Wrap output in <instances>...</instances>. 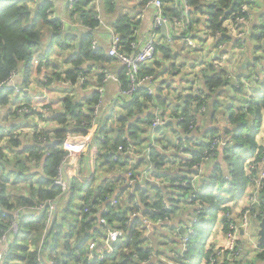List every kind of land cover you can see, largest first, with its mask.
Listing matches in <instances>:
<instances>
[{
	"label": "trees",
	"instance_id": "16d2710c",
	"mask_svg": "<svg viewBox=\"0 0 264 264\" xmlns=\"http://www.w3.org/2000/svg\"><path fill=\"white\" fill-rule=\"evenodd\" d=\"M149 1L145 0V2ZM161 1L168 3L166 0ZM245 2L246 0H187L190 8L188 25L182 34L193 35V38L197 37L193 33L201 20H197L196 17L206 15L207 20L202 25L203 33L206 36L218 38L216 39L217 47L233 41L232 37L228 35L225 24L234 20L241 13ZM164 4L163 16L166 19L181 17L185 11L182 1H178L172 7ZM90 5L91 0H80L72 15L78 14L81 21L93 29L98 20H96L95 10ZM52 8V0H0V90L2 89L0 91V111L7 110V107L11 108L14 102L15 106L26 104V106L32 107L26 103L24 91V97H21V94L17 96L13 91L7 90L11 87L7 84L15 74L19 76L21 71L24 72L22 77H24L25 83L29 81L34 62L43 57L41 53L44 46L53 47L58 44L61 50L70 48L69 40L61 38L62 23L59 20L51 19L48 14ZM171 26L173 25L171 24ZM261 37L264 38V34ZM129 43L125 41L124 45L128 48ZM234 43L241 44L238 41H234ZM84 44L81 47L82 52L86 50ZM47 51H49L48 48ZM81 63L82 60L74 61L77 72H71L68 75L69 79L76 80L78 67ZM202 74L203 88H200L199 92L187 96L183 109L176 111L173 116L177 123L176 129L178 127L181 132L178 145L176 143L172 147L174 151H177L179 144L183 141L187 143L194 141L191 138L194 129H190V115L195 120L200 108L209 105L210 99L227 86L233 84L232 87L237 94L244 89L240 78H238L239 86L235 82L231 83L233 79L229 77L225 69L217 70L212 65L208 72L205 69ZM151 75V71L145 68L141 69L140 76ZM82 76L84 74L81 70L79 78ZM122 83L123 90H125L128 87L125 72L122 76ZM17 84L21 90H24L21 81H17ZM258 84L251 95L242 98L237 113H234L231 119L234 128L232 131H226V135L232 136L233 141V144L230 145L232 147L224 148L227 172L219 168V173L210 178L211 187L208 191L205 192L199 188L197 200L204 205L209 204L219 208L230 201L224 199L225 196L232 198L236 196L232 194V191H238L236 174L241 173L240 177L243 178L244 173L241 168L244 161L252 156L259 147L256 137L260 132L264 113V82ZM139 93L150 98L146 90H139ZM99 99V94L96 93L93 104L96 105L100 101ZM65 106L66 113L55 117V121L62 126L61 129L55 130L52 137L44 132L40 133V136L46 137L45 143H37L32 139L33 144L25 149L23 158L20 154H16L22 142L21 139L8 140L5 137L7 133L4 131L11 130V127L0 125V240L4 235H9L12 238L8 255V248L4 250L2 264H155L151 257V253H154L148 247L147 240L143 235L144 219L168 220L172 212H175L179 201L189 205L184 198L193 192V187L191 184L182 186L181 181L187 180L194 174L193 166L203 161L202 152L209 148L207 141L215 135L210 134L211 138H203L204 141L197 149L193 150V146H189L191 149L188 152L192 154L190 158L179 156L176 152H169L165 146L166 143H161L162 147L160 148L149 146L147 153H139L141 157L136 159L135 165L131 166L130 158L119 154L118 148L123 146L126 149H137V152H140L148 142V138L140 137L138 134L140 129L138 123L141 122L139 117H136L133 124H129L137 115V111L141 110L137 100L132 101L124 108L125 114L117 120V125H113L111 130L108 129L109 124L107 125V120L104 117L99 119V127L93 136L92 145L96 147L97 155L94 160H90L92 173L90 185L82 191L83 195L77 196V190L81 188L83 181L79 176L71 177L69 179L70 189L67 194L70 195L68 201L63 204L64 208L57 214V209L61 207L58 205L53 219L48 223V210L38 219L32 217V210L60 195V189L55 186L54 179L66 156L64 148L66 137L70 134H88L94 108L92 107L86 115L76 116V110H72L73 102L67 100ZM215 106L218 107V104L216 103ZM34 115L41 116L39 113ZM72 117L77 121L74 129L69 126ZM154 119L155 117L153 119L148 117L147 125L149 127ZM170 126L174 127L173 124H167L154 130L163 132ZM174 128L171 129L172 132H174ZM118 129L121 130L120 133L113 138L111 134L116 133ZM124 134H128V139L124 138ZM101 136L104 139H101ZM233 149H236L237 152ZM116 157L119 161L116 160ZM170 164L174 166L168 168L167 166ZM35 166H41V169H35L37 168ZM121 168L123 173L119 175L118 170ZM127 172L131 174L135 183L130 188L132 192L125 196L118 192L117 183L122 182V186L125 185L123 181L128 180ZM101 173L108 176L117 173L120 180H116L115 183L108 179L101 182L95 189L90 188L95 186L97 177ZM139 173L143 174L142 182L139 179ZM145 175L149 179H146ZM228 175L231 179L225 182L224 178ZM152 178L159 180L161 185L152 182ZM165 183L169 186L164 185ZM16 185H19L21 191L17 194L14 193ZM226 185L228 187H225ZM217 190L222 192L221 196L214 195V191ZM262 193L264 194V190ZM66 196L62 197L61 203ZM80 197L81 203L77 205L75 199ZM122 199L124 200L122 201ZM114 201L117 204L112 206ZM165 203L171 205V211L164 210ZM86 209L89 211L85 212ZM154 210L159 213L155 214ZM226 210L227 208L223 209V211ZM254 212L258 213L257 220L256 218L251 220L261 222L264 219V204L255 207ZM205 214H207L206 209L198 223L195 224L193 235L187 233L182 236V238L188 237L189 243L187 252L183 253L182 249L179 250L180 253L178 252L177 261L180 264H197L201 259H207L212 252L211 248L205 251V243L210 234L209 232L207 238H204L202 233L205 221H209L205 218L206 216L204 217ZM133 215L136 217L132 218ZM100 219H106L109 228L122 230L124 237L113 245V254H108L102 261L89 262L90 245L104 236L105 226L100 224ZM14 225L17 226L16 232L12 230ZM223 226L224 232H226V221H223ZM102 246L103 243L97 245V248ZM258 257L264 259L263 255ZM242 259H244L243 256L236 264H241Z\"/></svg>",
	"mask_w": 264,
	"mask_h": 264
},
{
	"label": "crops",
	"instance_id": "0c3cea01",
	"mask_svg": "<svg viewBox=\"0 0 264 264\" xmlns=\"http://www.w3.org/2000/svg\"><path fill=\"white\" fill-rule=\"evenodd\" d=\"M52 1L51 14L62 23L63 33L61 38L69 40L71 43L69 45L70 48L61 50L58 44L53 47L44 46L42 48L43 54L41 53L43 57L34 62L29 81L25 83V79L22 77L23 71L19 72L20 75L22 74L21 76H17L23 85L26 103L29 106L47 107L49 111L44 115L45 121L41 119V116L16 115L13 114L15 109L14 102L11 108L7 107V110L2 108L5 111H0V125L2 126L7 125L12 129L37 128L42 133L44 132L51 136L55 130L62 127L55 121V117L66 113L65 102L67 100L74 103L76 116H79V114L86 115L95 106L93 99L96 93L99 94V90L103 88V105L99 112V119L104 117L107 120L109 130H111L113 125H117V120L125 114L124 108L132 101L137 100L141 109L137 111V115L129 124H133L136 117H139L141 122L138 123L140 127L138 134L140 137L148 138L147 145L140 152L133 148L134 150L130 153H119L123 157L130 158V163H132L135 159L141 157L140 154L147 153L149 146H158L160 148L162 147L161 143H166L167 150L175 152L172 147L176 143L178 145L181 132L178 127L176 129L177 123L173 116L176 111L183 109L187 96L199 92V89L203 88L201 82L203 70L206 69L208 72L212 65L217 70L225 69L229 77L233 79L231 83H234L235 79L240 78L243 81L244 89L238 94L235 93L232 87L233 84L221 89L210 99L209 105L205 107L206 110L197 113L191 138L201 143L204 141L203 138H211L212 135L210 134H214V137L232 138V136L226 135V131H232L234 128L231 119L233 114L237 113L242 98L251 95L259 85L258 83L264 82L263 79L258 83L253 82V78L260 76L264 70V38L261 37L264 34V0H255L248 9V17L244 23V31L246 32L244 45L235 44L234 41H237V39L231 36L233 41L227 42L225 48L219 50L216 44V39L218 38L206 36L203 33L204 28L202 25L207 20L206 15L196 17L197 20H201V23L195 27V32L193 33L194 36H197L195 38H193V35L182 34L185 32V26H171L168 24L166 26L167 32L165 33L162 30V26H160L155 32L157 41L156 55L152 61L142 67L152 72L151 76H145L150 77L151 80L146 82L140 89V91L146 90L148 93L149 87L152 88L153 93L151 95L148 94L150 98H146L143 93L139 92L133 97H122V76L125 70L119 62L109 56V51L112 49L115 37L120 38L119 46L122 52L126 54H132L134 51L131 46L132 43H136L137 47L144 44L151 35L154 20L159 12L158 8L152 3L154 0L149 2H145V0H91L90 7L95 10L96 17L100 18L93 29L86 26L78 14L72 15L66 0ZM166 1L168 3L164 2L165 4H163H168V6L172 7L178 1L183 0ZM225 26L228 29V25L225 24ZM188 39L194 44L190 45L187 41ZM125 41L130 42L128 48L124 45ZM83 44L86 45L84 52L81 49ZM47 48L49 51H47ZM78 60H82V63L78 67L77 78L76 80L69 79L68 75L71 72H77L74 61ZM79 69L84 71L85 82H81L79 78ZM106 75H111L117 80H108L103 84ZM245 77H248V79H245ZM126 82L128 85L127 77ZM216 103L218 107L215 106ZM226 108L227 110H225ZM148 117H151V119L162 117L167 121V124H173L175 128L170 126L169 129L163 132H155L156 130L152 126L149 127L147 125ZM76 124V119L72 117L69 121L70 128L74 129ZM173 128L174 132L171 131ZM120 131L118 129L111 136L113 138L118 136ZM123 136L128 139V134ZM20 139L22 142L16 154H20L21 158H23L22 155H25V149L32 146L33 141L31 136L22 135L19 137ZM101 139H104V137L101 136ZM194 141L188 142V144L192 146ZM256 143L259 147L252 156L244 161V165L241 168L244 173L243 178L240 177L241 173L236 174L238 191H232V194L236 196L234 198L225 196L224 199L230 201L219 208L205 204L207 214L204 217L206 216L205 218L210 220L211 227L215 228V230L211 229L210 231L205 243V251L210 248L216 249L218 246L225 244L223 221H226L227 224L226 212L231 214V220L237 222L240 219V215L247 208V196L250 190L247 185L246 175L248 167L253 164L249 162L253 158H259L256 156V152L261 150L264 145V113ZM92 144L90 152L79 162L77 175L68 166V163L67 165L64 164L63 177L66 181H69L71 177L77 176L80 177L81 181L92 178L90 160H94L97 155V149ZM224 148L219 147L216 156L204 165L202 180L198 189L200 188V190L207 192L211 187L210 178L219 173V168L227 172ZM107 155L110 156L109 154ZM185 157L190 158L191 154ZM121 162L124 163L123 160ZM172 166L174 165L170 164L167 167L170 168ZM122 168L118 170L119 175L123 173ZM35 169H41V166H37ZM118 174L115 173L108 176L101 173L97 177L95 186L90 188L95 189L101 182L108 179L116 183V180L119 179ZM143 179V174H141L140 181L142 182ZM151 181L161 185L159 180L152 178ZM123 183L125 184L124 186H122V182L117 183V189L119 193L126 196L132 191L127 188L126 180ZM164 185L169 186L166 183ZM225 187L228 186L226 185ZM83 194L84 192L81 195ZM214 195L217 197L221 196L222 192L219 190L214 191ZM263 199L264 194L261 191L259 193L260 205L264 204ZM75 203L80 205L81 197L75 199ZM178 203L169 221L159 223L156 220L148 219L150 221L149 224L143 223V235L147 240L148 247L154 253L152 260L155 264H180L177 261V257L179 250L182 249L181 238L188 232L187 227L194 217V207L185 205L181 201ZM61 204L60 202L59 205ZM63 208L64 205H61L56 213L58 214ZM225 208L227 210L223 211ZM32 217L34 218L33 214ZM260 223L251 220L248 230V237H251L257 243H259L258 231ZM103 235L105 236L104 229ZM248 237L242 236L239 242L243 249L242 256L244 257L241 264H264V259L254 253L252 243ZM102 239L96 240V243L100 245ZM5 249L6 247L0 249V259H2ZM102 250L103 246L98 249V252ZM206 260V258L201 259L197 264H207Z\"/></svg>",
	"mask_w": 264,
	"mask_h": 264
},
{
	"label": "built area",
	"instance_id": "2783aa9c",
	"mask_svg": "<svg viewBox=\"0 0 264 264\" xmlns=\"http://www.w3.org/2000/svg\"><path fill=\"white\" fill-rule=\"evenodd\" d=\"M68 3V8L74 12L76 5L80 0H66ZM255 0H246L245 4L242 6L241 13L238 14L237 17H235L234 20L228 21V35L234 37L237 39L238 42H240L242 45L245 44V38H246V32L244 31V23L247 20L248 17V9L251 7ZM184 5V13H182L181 17H172L169 19H166L163 16V3L160 0H154L152 3L155 5V7L158 8L159 12L154 20L152 29H151V35L150 37L144 42L142 46L139 45L137 47L136 43H132V49L134 50L132 54H126L122 52L121 47L119 46L120 38L115 37L112 49L109 51V56L119 62L125 70V74L128 81V87L125 90H121L122 97H133L134 95L138 94L139 90L145 85L146 82H149L151 80L150 77H144L142 78L140 76L141 69L144 65L152 61L156 55V31L161 26V23L163 22L166 26L173 25V26H185L187 28L188 25V14H189V5L187 3V0H183ZM51 19L55 20L56 18L51 14V11L48 12ZM99 17H96V20L99 21ZM190 45H193L194 43L188 39L187 40ZM226 46L225 44H222L219 46V50L224 49ZM138 48V49H137ZM81 71V69H80ZM84 72V71H82ZM84 74V73H83ZM17 75L15 74L11 80L17 82ZM264 80V70L263 73L260 76H255L253 78L254 83H258L261 80ZM81 82L86 81L85 75L80 78ZM108 80H117V78L106 75L103 84L106 83ZM243 82V81H242ZM235 83L237 86H239L238 78L235 79ZM16 89V88H15ZM14 89V90H15ZM9 91V89H7ZM17 90V91H16ZM16 94L19 96L21 94V97H24L23 91L21 89H16ZM103 88L99 90L100 94V101L94 106L93 113L91 115L92 122H91V128L86 135H79V134H70L66 137L64 148L66 150V156L64 158L63 165L57 175V177L54 179V184L60 189V195L56 197L53 200L46 201L45 203L40 204L37 208L32 210V214L34 215V219H38L41 215L47 212L48 210V223L51 221L54 212L56 211L58 205L61 202L62 197L66 196L69 193V181H66L64 179L63 171H65L64 164L70 166L72 168V171L75 172V175L78 173V167L79 162L81 159L87 155L90 152L91 144L93 142V136L95 132L97 131L99 127V118H100V110L103 105V98H102ZM153 93V89L149 87L148 94L151 95ZM206 110L205 106H202L200 108V112H204ZM49 111V108L32 105V107H28L25 104L16 105L15 109L13 111V114L16 115H23V116H35V113L41 114V119L45 121V113ZM190 129H194V118L190 115ZM183 120L182 118L180 119ZM167 125V121L164 120L162 117H155L152 123V128L158 129L163 126ZM7 134L5 137L8 140L11 139H18L20 136H31L32 139H34L37 143H45L47 141L46 137L40 136L41 130L37 128H20V129H12L8 131H4ZM194 144L192 145L193 148L197 149L201 146L200 141H194ZM209 144V148L202 152L203 155V161L196 163L194 167V174L191 175L187 180L181 181L182 186L190 185L193 187V192L186 196L184 199L188 201L190 206L194 207V217L191 219L190 225L187 227V233L194 234V226L196 223H198L200 216L202 215L203 211L205 210V205L200 203V201L197 200L198 196V183L202 180V174H203V167L206 163H209L215 156L216 152L219 147H228L232 145V138L226 137V138H220V137H213L210 140L207 141ZM190 145L183 141L179 144L177 151H175L179 156L185 157L188 154H191L188 152L191 148ZM132 148H124L123 146H120L118 148V152L121 154H126L132 152ZM149 154V153H148ZM48 155V154H47ZM192 155V154H191ZM256 156L259 158H253L249 163H253L248 167L246 180L247 185L249 188V193L247 196V208L243 211V213L240 215V219L237 222H234L230 219L231 214L226 212L227 216V231L225 232V244L218 246L216 249H213L212 252L209 254L206 262L207 264H236L240 260V258L243 255V249L241 248L239 242L242 238L249 236V228L252 218L258 217V213L254 212V208L260 205L259 200V193L264 190V145L261 150H257ZM116 160L118 161V158L116 157ZM136 159L130 165H135ZM37 167V166H35ZM128 180L126 181L127 188H132V186L135 183V180L132 179V176L130 173H126ZM146 179H149L147 175H145ZM225 182H228L230 180L229 176H226L224 178ZM117 204L116 201H114L111 205L115 206ZM164 210L165 211H171V205L169 203L164 204ZM89 210L86 209L85 212H88ZM155 214H158L159 211L154 210ZM140 216V215H139ZM136 215H133L132 218H135ZM163 221H169L168 220H156V222H163ZM149 224L150 221L148 219H144V224ZM100 224L104 225V233L105 236L100 242L103 243V250L98 252L97 245L95 242L90 245L89 250V257L88 261L92 262L94 260L102 261L106 256L111 255L114 253L113 251V245L116 244L121 238L124 237V232L122 230L118 229H112L108 227V223L106 219H100ZM14 232L17 231V226H13L12 229ZM252 243V247L254 250V253L257 255H263L264 257V245L261 247L259 243L253 241L251 237H248ZM182 240V251L183 253L187 252L188 250V243L189 238L183 237ZM11 237L9 235H4L3 238L0 240V249L3 247L8 248L7 249V255L8 251L11 246ZM108 251V252H106ZM151 257H154L151 253ZM152 259V258H151ZM0 264H2V259H0Z\"/></svg>",
	"mask_w": 264,
	"mask_h": 264
},
{
	"label": "rangeland",
	"instance_id": "374dc122",
	"mask_svg": "<svg viewBox=\"0 0 264 264\" xmlns=\"http://www.w3.org/2000/svg\"><path fill=\"white\" fill-rule=\"evenodd\" d=\"M17 81H19V80L17 79ZM7 86H11V87H9L7 89H9V91H13L15 94H16V91H17L16 89H21L20 86H19V84H17V82L16 81H13V80H10L9 83L7 84ZM251 91H252V89H251ZM225 110H227V108ZM233 151H236L237 152L236 149H233ZM23 174H25V173L23 172ZM139 175H140L139 179H141V174L139 173ZM89 185H90V180H88V179L84 180L82 182L81 188L77 190V196H79L80 194H82V191L83 190H86L89 187ZM16 186H17V187H15L16 191L14 192L15 194H17L18 192H21L20 191V188H19V185H16ZM69 196L70 195H67L65 197V200L62 201V204L61 205H63L64 203L67 202ZM210 229H214L215 230V228L213 226L211 227L210 220L209 221H205V224L202 227V233H203L204 238H207V236H208V234L210 232Z\"/></svg>",
	"mask_w": 264,
	"mask_h": 264
},
{
	"label": "water",
	"instance_id": "95a60500",
	"mask_svg": "<svg viewBox=\"0 0 264 264\" xmlns=\"http://www.w3.org/2000/svg\"><path fill=\"white\" fill-rule=\"evenodd\" d=\"M161 26H162L163 32L164 33L167 32L166 25L163 22L161 23ZM72 110H75V108L73 107ZM195 111H197V110H195ZM258 236H259V244L261 246H263L264 245V219L260 223Z\"/></svg>",
	"mask_w": 264,
	"mask_h": 264
}]
</instances>
